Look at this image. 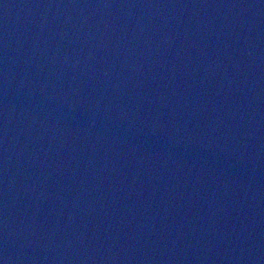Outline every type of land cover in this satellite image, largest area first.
Listing matches in <instances>:
<instances>
[{
    "label": "water",
    "instance_id": "water-1",
    "mask_svg": "<svg viewBox=\"0 0 264 264\" xmlns=\"http://www.w3.org/2000/svg\"><path fill=\"white\" fill-rule=\"evenodd\" d=\"M0 264H264V0H0Z\"/></svg>",
    "mask_w": 264,
    "mask_h": 264
}]
</instances>
